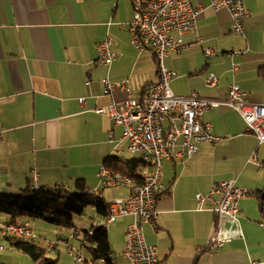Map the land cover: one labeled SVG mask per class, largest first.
Listing matches in <instances>:
<instances>
[{
  "label": "crops",
  "instance_id": "0c3cea01",
  "mask_svg": "<svg viewBox=\"0 0 264 264\" xmlns=\"http://www.w3.org/2000/svg\"><path fill=\"white\" fill-rule=\"evenodd\" d=\"M134 1L0 0L1 194L15 196L31 188L34 173L39 175L40 189L66 187L62 191L72 192L81 181L92 191L100 188L98 173L107 160L127 158L122 127L95 109L126 98L120 90L107 94L106 79L128 80L135 97L159 81L154 54L131 44ZM244 1L251 16L244 20V35L238 36L231 31L227 10L215 13L210 0H192L195 7H203L197 31L172 33L183 49L165 61L177 75L170 85L175 94L196 92L224 100L230 87L237 85L249 103L264 105V82L258 75L264 68V0ZM107 37L117 60L111 67L97 66L93 63L97 45ZM206 49L216 50L215 55L207 57ZM212 74L219 82L209 88L205 81ZM80 99H85L84 105ZM204 121L213 135L225 140L198 146L193 157L163 162L161 183L169 190L158 199L157 221L144 225L146 241L157 247V264L264 263V219L255 195L264 191V144L259 145L241 116L227 107L210 111ZM181 144L182 139L176 152ZM254 153L262 167L248 162ZM232 180L252 192L240 201L243 238L229 230L235 239L220 251H208L214 214L197 211V196L208 195L214 184ZM100 190L97 199L105 204L124 201L131 193L129 188ZM4 217L0 223L9 221ZM131 222L130 216L118 217L107 227L113 264H131L123 256ZM80 224L79 228L84 225ZM226 227L230 229L229 224ZM80 238L68 233L67 240L57 242L68 252L69 247L76 251L72 242L79 243ZM58 248L53 252L62 257Z\"/></svg>",
  "mask_w": 264,
  "mask_h": 264
},
{
  "label": "built area",
  "instance_id": "2783aa9c",
  "mask_svg": "<svg viewBox=\"0 0 264 264\" xmlns=\"http://www.w3.org/2000/svg\"><path fill=\"white\" fill-rule=\"evenodd\" d=\"M210 8L215 13L227 10L232 20V33L244 35V20L251 16L244 0H210ZM202 10L203 7H195L192 0H135L133 19L129 23L131 44L140 52L154 54L159 81L147 85L141 95L135 97L129 90L128 80L113 83L106 79L104 87L107 94L120 90L126 93V98L120 103L113 102L95 109L97 114L107 115L114 125L122 127V140L128 142L129 153L138 155L139 165H145L140 172V180L112 172L106 166L98 173L100 188H129L131 192L124 201L109 202L111 214L105 222L108 227L118 217H132V222L127 227L123 253L131 264H157L159 261L157 247L146 241L144 225L157 221L158 199L169 190L161 183L163 162L193 157L198 146L204 143L217 145L224 142L225 138L213 135L211 126L204 121L207 113L221 107L231 109L241 116L248 132L257 138L259 145L264 144V105L249 103L239 86L232 85L224 100L203 97L196 92L187 96L177 95L171 89V82L177 75L166 68L165 61L172 53L183 49L172 38V33L196 32L197 20ZM196 36L198 37L197 34ZM96 53L93 63L97 66L111 67L117 60L109 37L97 45ZM215 53L214 49L205 51L207 57ZM233 70L236 71V66ZM218 82V77L212 74L207 77L205 84L212 88ZM80 103L84 105L85 99H80ZM181 139V150L176 152ZM248 162L262 167L255 154L251 155ZM32 180L35 182L32 190H40L37 173L33 174ZM100 188L88 192L100 198L97 197L101 196ZM61 190L67 188L63 187ZM251 194V191L238 187L236 181L232 180L214 184L208 195L197 196V211L209 210L214 214L207 242L208 251H220L231 243L235 238L229 235V230L237 232L238 238H243L239 221L240 201L251 197ZM226 224L230 225V229ZM77 229L79 232V227ZM0 236L29 242L38 239L29 222L0 223ZM60 244L61 241L45 242V247L53 252ZM5 250L6 247L0 244V252ZM69 251L78 263L94 264L87 263L82 253L74 251L73 247H69ZM250 264L264 263L251 261Z\"/></svg>",
  "mask_w": 264,
  "mask_h": 264
},
{
  "label": "trees",
  "instance_id": "16d2710c",
  "mask_svg": "<svg viewBox=\"0 0 264 264\" xmlns=\"http://www.w3.org/2000/svg\"><path fill=\"white\" fill-rule=\"evenodd\" d=\"M258 75L264 82V68L259 70ZM144 166L139 165L138 160L125 162L123 159L114 158L112 161H106V167L110 171L139 180L142 178L140 172ZM263 193L264 191H259L255 195L258 198L261 217L264 219ZM110 214L109 204L92 196L81 181H77L72 192H64L61 189L34 191L31 187L15 196L0 193V215L6 216L9 223H32L38 220L46 225L72 232L74 238L81 237L79 240L81 248L85 247L89 253L87 263L103 261L104 264H113L108 228L105 225ZM88 221L92 222L87 226ZM81 222L84 225L79 228V234H76L77 224ZM2 239L9 241L12 250L22 252L34 264H59L57 259L49 256L50 251L41 242L24 240L11 242L9 237L0 236V244Z\"/></svg>",
  "mask_w": 264,
  "mask_h": 264
},
{
  "label": "rangeland",
  "instance_id": "374dc122",
  "mask_svg": "<svg viewBox=\"0 0 264 264\" xmlns=\"http://www.w3.org/2000/svg\"><path fill=\"white\" fill-rule=\"evenodd\" d=\"M138 155H133L131 153H128V156L126 159H123L125 162H129V161H133V160H137L138 159ZM0 220H5V217L0 215ZM33 227L34 230L37 232V234L40 235V238L36 239V243L41 242L43 245H45V242H57V239H63V240H67L68 239V233L69 231L54 227V226H50V225H46L41 221H33ZM81 226V224H77V227ZM43 239H47V240H43ZM18 238L15 237H10V241L14 242V241H18ZM2 243L7 246L6 251H4V253H0L3 256H0V263H7V264H32L29 260L28 257H21V256H17L15 254V252H13L10 247V242L2 239ZM1 243V244H2ZM72 245L75 247L76 251L81 252L83 257H88L89 253L87 251V249L81 248L80 242H76L73 241ZM58 248L59 252L62 253V257H59V254L57 252H49V256L57 259L59 261V264H80L77 262L76 258L73 257L70 254V251H67L66 246H62L59 245ZM78 249V250H77ZM76 254V253H75ZM99 262V261H98ZM99 264H104L103 262H99Z\"/></svg>",
  "mask_w": 264,
  "mask_h": 264
},
{
  "label": "water",
  "instance_id": "95a60500",
  "mask_svg": "<svg viewBox=\"0 0 264 264\" xmlns=\"http://www.w3.org/2000/svg\"><path fill=\"white\" fill-rule=\"evenodd\" d=\"M262 197L264 198V193H263Z\"/></svg>",
  "mask_w": 264,
  "mask_h": 264
}]
</instances>
